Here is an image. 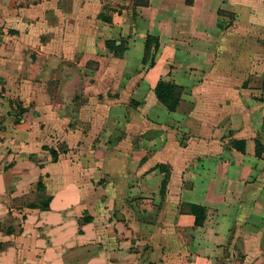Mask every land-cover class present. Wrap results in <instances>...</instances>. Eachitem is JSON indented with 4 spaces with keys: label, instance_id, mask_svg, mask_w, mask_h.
I'll list each match as a JSON object with an SVG mask.
<instances>
[{
    "label": "crops",
    "instance_id": "obj_1",
    "mask_svg": "<svg viewBox=\"0 0 264 264\" xmlns=\"http://www.w3.org/2000/svg\"><path fill=\"white\" fill-rule=\"evenodd\" d=\"M88 5L0 0V264H264V55L243 35H263L264 2L97 5L81 24ZM105 40L123 41L122 55ZM160 79L182 87L172 112L154 95ZM51 135L74 149L44 164ZM188 205L205 208L201 225Z\"/></svg>",
    "mask_w": 264,
    "mask_h": 264
},
{
    "label": "rangeland",
    "instance_id": "obj_2",
    "mask_svg": "<svg viewBox=\"0 0 264 264\" xmlns=\"http://www.w3.org/2000/svg\"><path fill=\"white\" fill-rule=\"evenodd\" d=\"M262 1L264 2V0H262ZM76 3L77 4H80V3L83 4L84 3L86 5L91 4V8H92V12H90V13L86 12L84 15H82V14L77 15V17L81 18V19L77 20V21H80L81 24L84 21L83 17L85 15L89 16V18H94L95 16L99 17L98 14L95 13V11H94L97 5L98 6L100 5V7H102V9L105 10V11L110 10L112 8H114L115 10H118L119 8H128V7H131V6L134 7V0H76ZM227 14H229V15L224 17L225 18V23H227V24L225 26H223L222 28L228 29L229 31L231 30V32H233L235 29H237L236 28L237 27V23L235 22V19H234V13L227 12ZM48 18H49V20H48V22H49L51 20L50 15H49ZM263 18H264V15H263ZM50 25L51 24L49 23V25H48L49 28H48L47 32L45 33V36L44 37H40V42H48V43H50V40L52 38L50 36L51 32H52V30L50 28ZM263 29H264V27H263ZM260 31L261 30L244 31V34H243L246 37H248V39L246 38L245 43L248 45L247 47L249 48V52L252 54L253 57L258 56L259 58H260L261 55H264V30L262 31L263 35L260 33ZM67 32H68V30L66 28H62L61 29V33H60V30H58V33H57V35L60 36V40L63 42L60 45L61 51H62V48L64 49V51H67L68 49L72 50V48H73V46L70 45L69 43L64 44V40H65V36H67ZM31 37L36 39L35 36H33V35ZM260 38H262L261 41H260ZM48 48H49V51H50V45H49ZM153 53H154V51H153ZM215 78L216 79H214V81L217 80L218 84L222 85L220 78L217 79L218 78L217 75H215ZM222 80H224V82H229L228 78L224 77V76L222 77ZM212 83H214V82H212ZM3 85H4V81L0 77V92H4ZM79 94H80V98L79 99H82V100H85V101L88 100V98L84 96V93L79 92ZM97 96L98 95H95L94 97H97ZM16 103L17 102L14 101V105L16 106V108L15 109L12 108L13 111L18 110V108H19V106H17ZM8 113H9V111L7 112V114ZM20 120H21V118L19 117V113L18 112L14 113L12 115L11 122H13V124H19ZM46 130H47V126H46ZM49 137H51V139ZM49 137L44 139L45 145H47L49 147H55V149L57 150V152H58V154L60 156L63 155V154H66L68 148H70L72 150L74 149V147H72V146L69 147L65 141L60 142V141L56 140L55 136H53V135H51ZM7 146L8 145H5L4 148L7 149ZM0 147H3V145L0 144ZM13 148L9 147L10 150H12ZM43 151H44V153L40 154V156H38L39 157L38 161H42V162H44V164H47V163H49V160H51V156L49 155V153L46 150H43ZM33 155H34V153H32V156H28V159H32L33 161H35V157L36 156L35 155L33 156ZM61 158H66V157L62 156ZM42 197H44L43 201H45L46 198L48 197V195L45 194V195H42ZM35 201H36V197L34 195V191H31L30 194L27 195L26 207L27 208H31L30 205L33 204V202H35Z\"/></svg>",
    "mask_w": 264,
    "mask_h": 264
},
{
    "label": "trees",
    "instance_id": "obj_3",
    "mask_svg": "<svg viewBox=\"0 0 264 264\" xmlns=\"http://www.w3.org/2000/svg\"><path fill=\"white\" fill-rule=\"evenodd\" d=\"M149 0H134V6H145L147 5ZM186 5H191L193 3V0H184ZM217 14L219 15V27L225 26L227 23L225 21L221 20V17H226L229 14L225 10L219 9L217 11ZM225 20V19H223ZM105 47L113 53L114 56H121L123 51L125 50V44L123 41L116 42L114 40H105ZM159 49V42L157 38H154L152 36H147L145 39V46H144V55L142 62L144 64H147V66H151L154 64V57ZM154 51V53H153ZM152 53V54H151ZM262 86L264 87V79L262 82ZM154 95L156 99L159 101L161 105L168 111L172 112L176 109L181 92L182 87L175 85L171 82L165 81V80H158L156 85L153 89ZM19 112L24 111L21 107L18 108ZM233 147H235L238 151L243 152L244 151V143L243 142H233ZM42 150H46L49 155L51 156V160L54 162L58 158V152L54 147H49L47 145H43L41 147ZM262 151V146L259 142V140H255V155L260 156V153ZM37 187L43 188L42 182H37ZM44 198V197H43ZM42 198V199H43ZM49 196L46 198L45 201H42L40 209L45 210L48 208V200ZM30 207H36L35 204H31ZM188 212L194 216V223L195 225H201L203 223V220L205 218L206 210L204 207L199 205H188Z\"/></svg>",
    "mask_w": 264,
    "mask_h": 264
}]
</instances>
